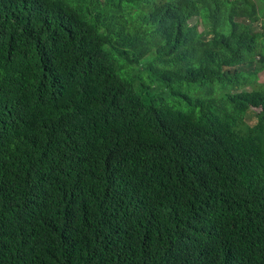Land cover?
Segmentation results:
<instances>
[{"label": "trees", "instance_id": "1", "mask_svg": "<svg viewBox=\"0 0 264 264\" xmlns=\"http://www.w3.org/2000/svg\"><path fill=\"white\" fill-rule=\"evenodd\" d=\"M0 264H264V0H0Z\"/></svg>", "mask_w": 264, "mask_h": 264}]
</instances>
